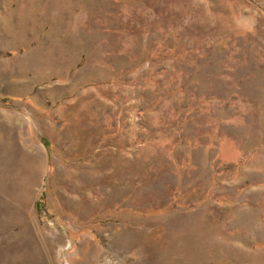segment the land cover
Returning a JSON list of instances; mask_svg holds the SVG:
<instances>
[{
	"label": "rangeland",
	"instance_id": "1",
	"mask_svg": "<svg viewBox=\"0 0 264 264\" xmlns=\"http://www.w3.org/2000/svg\"><path fill=\"white\" fill-rule=\"evenodd\" d=\"M0 264H264V0H0Z\"/></svg>",
	"mask_w": 264,
	"mask_h": 264
}]
</instances>
